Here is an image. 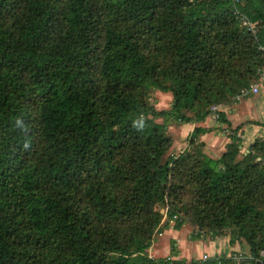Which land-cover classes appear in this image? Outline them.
<instances>
[{"label":"trees","instance_id":"16d2710c","mask_svg":"<svg viewBox=\"0 0 264 264\" xmlns=\"http://www.w3.org/2000/svg\"><path fill=\"white\" fill-rule=\"evenodd\" d=\"M263 71L264 0H0V264H264V142L232 129L212 159L196 127L165 158L154 120L200 122ZM169 221L245 259L149 257Z\"/></svg>","mask_w":264,"mask_h":264},{"label":"crops","instance_id":"0c3cea01","mask_svg":"<svg viewBox=\"0 0 264 264\" xmlns=\"http://www.w3.org/2000/svg\"><path fill=\"white\" fill-rule=\"evenodd\" d=\"M257 86V93L253 94L249 92L229 106L219 105V111L224 113L229 126L219 123L211 115L200 122L178 125V135L174 138V146L178 144L176 148L177 154L187 149L188 145L185 143V140H187L189 134L196 127L205 130V133L200 135L199 140L204 144V153L212 159H219L222 156L226 145L230 142L229 135L232 129H237L236 135L241 140V154H246L251 144L255 141L264 142V71L261 75V82ZM173 224V221H169L166 228L159 234L158 238H162L166 233L169 235L164 243L154 241L151 245L148 253L152 258L165 259L169 257L173 260H183L189 263L192 260L200 259L203 255L209 257L222 253L230 255L237 252L236 247H239L230 246L228 237H224L225 241L224 243L221 241L220 245L218 242L221 238L217 237L211 240L212 242L209 245H196V249L198 250L196 257L194 259H187L184 257L180 245L177 244L180 238ZM172 245L175 256L171 254ZM219 245L225 249H220Z\"/></svg>","mask_w":264,"mask_h":264},{"label":"rangeland","instance_id":"374dc122","mask_svg":"<svg viewBox=\"0 0 264 264\" xmlns=\"http://www.w3.org/2000/svg\"><path fill=\"white\" fill-rule=\"evenodd\" d=\"M260 82H261V77L259 80L252 81V86L258 85L260 84ZM145 101L148 106L152 107L156 111H166L170 108L172 96L170 93H162L157 90L148 88ZM185 113L188 116L192 115V112H185ZM154 120L156 123L165 124L166 134L169 135L173 139L172 147L168 150L165 158L174 157L178 155L177 154L178 151L176 149L178 147V144L174 146V138H176V136L178 135L177 126L180 125V123H174V121L164 122V120L161 118H155ZM188 142L189 141L187 138V140H185V143H187L188 145ZM187 149H192V148L191 146H187ZM175 231L178 232V235L180 238L179 241H177L178 242L177 244L180 245L182 252L184 253V257H186L187 259H190V258L194 259L196 257V253L198 252V250L196 249V245H199V244L209 245V243L211 244L212 242L208 235H205L204 238H200V239L196 238L194 228L187 223H184L182 226H180V228H176ZM168 236L169 235H167V233L162 238H158L159 235H156L155 242L164 243V241L167 240ZM224 237L227 238V235L225 236L224 234L223 236L221 235L220 237H218V238H221L218 244L221 245V241L224 243L225 241ZM220 249H225V248L220 246ZM241 250L242 249L240 247H236L237 252H241ZM244 250H246V248ZM148 255L149 257H151L149 253Z\"/></svg>","mask_w":264,"mask_h":264},{"label":"built area","instance_id":"2783aa9c","mask_svg":"<svg viewBox=\"0 0 264 264\" xmlns=\"http://www.w3.org/2000/svg\"><path fill=\"white\" fill-rule=\"evenodd\" d=\"M243 24H247L246 22H243ZM257 23H248L247 25H249V27H250V29H253L254 27H255V25H256ZM249 92H252L253 94H255V93H257L258 92V86L257 85H255V86H251L248 90H241L240 91V93L236 96V101H238L239 100V98L240 97H242V96H245V95H247ZM210 112H211V116L213 117V118H215L216 120L218 119V112H219V106H213V107H211V109H210ZM229 256V255H228ZM260 256L262 257V258H264V251H262L261 253H260ZM233 257H234V259L236 260V261H240V260H242V259H245V257H244V255L242 254V253H240V252H235V254H233ZM209 258V256H207V255H203L200 259H198V260H200V261H205V260H207ZM167 261L168 260H171V258H169V257H167V258H165Z\"/></svg>","mask_w":264,"mask_h":264}]
</instances>
